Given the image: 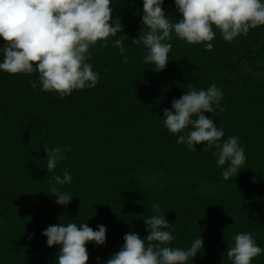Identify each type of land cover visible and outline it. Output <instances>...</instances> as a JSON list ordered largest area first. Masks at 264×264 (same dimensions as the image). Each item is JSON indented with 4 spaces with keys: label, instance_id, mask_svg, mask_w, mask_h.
Masks as SVG:
<instances>
[{
    "label": "trees",
    "instance_id": "trees-1",
    "mask_svg": "<svg viewBox=\"0 0 264 264\" xmlns=\"http://www.w3.org/2000/svg\"><path fill=\"white\" fill-rule=\"evenodd\" d=\"M110 6L125 52L111 44L114 36L90 46L95 86L60 97L31 86L35 71L0 70V264H52L59 245L48 246L41 230L69 220L106 226L102 244L85 242L86 264H97L96 257L102 264L125 232L147 234L143 218L153 214V202L172 223L170 245L202 237L184 264H231L226 248L238 231L250 232L264 249V24L231 41L213 26L211 49L172 33L169 60L157 71L141 59L144 46L131 43L145 30L142 0ZM162 7L171 20L180 16L174 0ZM213 82L223 92L221 106L204 114L223 129L221 140L237 136L245 154L228 178L212 147L189 149L162 122L173 97ZM57 145L64 155L47 171L45 147ZM62 170L71 173L58 186L72 195L65 204L48 193L52 173ZM252 261L264 264V250Z\"/></svg>",
    "mask_w": 264,
    "mask_h": 264
},
{
    "label": "clouds",
    "instance_id": "clouds-1",
    "mask_svg": "<svg viewBox=\"0 0 264 264\" xmlns=\"http://www.w3.org/2000/svg\"><path fill=\"white\" fill-rule=\"evenodd\" d=\"M180 16L175 20L165 14L163 0H142L141 24L145 30L133 37L131 43L142 44V60L153 70L165 67L171 48L170 34L188 43L203 42L204 49H211L217 28L223 39L231 41L238 35L247 34L250 27L264 24V0H174ZM113 8L110 0H0V70L9 73H37L30 80L33 88L52 91L60 97L74 89L91 88L98 81L99 73L87 59L90 46L99 39L107 44L108 37H116L111 44L120 53L125 52L124 43L117 33L121 23L112 22ZM121 60L127 62L128 56ZM223 92L213 82L206 88L189 85L179 97H173L171 107L163 108V125L169 132L179 133L177 143L193 149L194 143L203 142V148L212 147L221 175L228 178L238 172L244 162L243 145L238 137L228 135L204 114L212 113L213 106H221ZM192 127H189V126ZM187 128L185 132L184 129ZM47 171L55 168L64 153L61 146L45 147ZM255 176L250 180L255 181ZM71 180V173L53 172L50 191L55 202L65 204L72 195L58 186ZM153 214L144 219L147 234L136 231L123 234V243L102 264H184L201 249L203 241L195 236L186 247L169 244L174 235L169 228L172 223L159 212V205L152 203ZM105 228L98 223L93 229L88 223L69 220L66 223L49 224L41 230L46 244L59 245L52 264H86L88 252L85 242L105 241ZM31 235V234H30ZM264 250L248 231L234 234L233 243L227 245L226 255L231 264H253L252 258ZM97 264H101L96 257Z\"/></svg>",
    "mask_w": 264,
    "mask_h": 264
}]
</instances>
